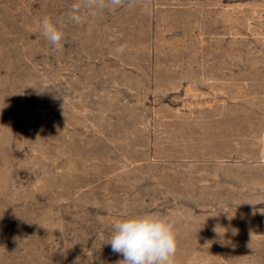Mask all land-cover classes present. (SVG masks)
Here are the masks:
<instances>
[{
  "label": "rangeland",
  "instance_id": "rangeland-1",
  "mask_svg": "<svg viewBox=\"0 0 264 264\" xmlns=\"http://www.w3.org/2000/svg\"><path fill=\"white\" fill-rule=\"evenodd\" d=\"M263 138L264 0H0V264H117L146 213L174 264H264Z\"/></svg>",
  "mask_w": 264,
  "mask_h": 264
},
{
  "label": "clouds",
  "instance_id": "clouds-1",
  "mask_svg": "<svg viewBox=\"0 0 264 264\" xmlns=\"http://www.w3.org/2000/svg\"><path fill=\"white\" fill-rule=\"evenodd\" d=\"M125 0H83L88 9L95 7H119ZM78 5L73 6L71 19L80 22ZM43 36L59 48L64 34L52 21L45 17L42 22ZM127 45H120L116 51L123 54ZM114 253L123 257L117 264H174L177 250V234L174 224L166 217L155 213L130 216L112 225L107 240Z\"/></svg>",
  "mask_w": 264,
  "mask_h": 264
},
{
  "label": "built area",
  "instance_id": "built-area-1",
  "mask_svg": "<svg viewBox=\"0 0 264 264\" xmlns=\"http://www.w3.org/2000/svg\"><path fill=\"white\" fill-rule=\"evenodd\" d=\"M264 139V138H263ZM260 162L264 163V143L259 157Z\"/></svg>",
  "mask_w": 264,
  "mask_h": 264
}]
</instances>
